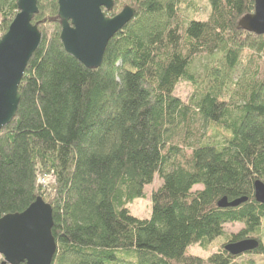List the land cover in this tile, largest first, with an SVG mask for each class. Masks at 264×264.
Masks as SVG:
<instances>
[{"label": "trees", "instance_id": "1", "mask_svg": "<svg viewBox=\"0 0 264 264\" xmlns=\"http://www.w3.org/2000/svg\"><path fill=\"white\" fill-rule=\"evenodd\" d=\"M112 1L106 16L136 13L91 70L64 50L58 0H39L32 23L42 43L17 115L0 130V219L42 198L53 209L52 264H259L264 36L239 27L254 1L207 0L205 21L186 15L197 11L192 0ZM18 13V0H0V39ZM156 178L151 217H134L129 206ZM224 198L247 202L222 209ZM249 240L259 248L225 249ZM217 241L208 259L187 254Z\"/></svg>", "mask_w": 264, "mask_h": 264}, {"label": "water", "instance_id": "2", "mask_svg": "<svg viewBox=\"0 0 264 264\" xmlns=\"http://www.w3.org/2000/svg\"><path fill=\"white\" fill-rule=\"evenodd\" d=\"M255 11L243 17L239 27L264 36V0H253ZM39 0H18L19 13L8 32L0 39V130L16 117L21 95L19 86L27 66L42 43V34L32 21L38 14ZM61 42L65 52L87 69L102 66L111 40L133 20L135 10L126 7L114 17L112 0H58ZM256 201L264 205V184L255 183ZM246 198L219 202L222 209L236 208ZM53 209L39 198L25 212L0 219V256L4 264H52L57 244L52 235ZM259 248L254 240L228 244L232 256H240Z\"/></svg>", "mask_w": 264, "mask_h": 264}, {"label": "rangeland", "instance_id": "3", "mask_svg": "<svg viewBox=\"0 0 264 264\" xmlns=\"http://www.w3.org/2000/svg\"><path fill=\"white\" fill-rule=\"evenodd\" d=\"M194 6L197 8V11L194 12L190 10L187 12V16L189 19H197L205 21L208 19L210 14V6L207 0H192ZM176 93L182 97L184 100H187L191 94V88L186 83H180L176 87ZM161 182L158 178L155 179L154 183L151 186L146 187L145 193L147 194L148 198L145 200H137L133 204L129 206L132 215L139 219H149L152 214V207L150 201V195L153 191L157 190L161 186ZM201 187H196L195 190H200ZM243 229L242 225H234L226 227V232L228 234H236ZM221 241L215 242L208 251L201 249L199 246H192L188 249L187 254L192 256H197L202 259H208L212 254L218 252ZM259 264H264V261H259Z\"/></svg>", "mask_w": 264, "mask_h": 264}]
</instances>
